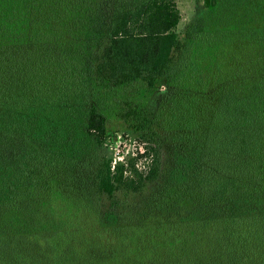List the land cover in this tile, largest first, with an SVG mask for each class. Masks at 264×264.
Segmentation results:
<instances>
[{"label": "trees", "instance_id": "obj_1", "mask_svg": "<svg viewBox=\"0 0 264 264\" xmlns=\"http://www.w3.org/2000/svg\"><path fill=\"white\" fill-rule=\"evenodd\" d=\"M180 19L0 0V264H264V0Z\"/></svg>", "mask_w": 264, "mask_h": 264}, {"label": "rangeland", "instance_id": "obj_2", "mask_svg": "<svg viewBox=\"0 0 264 264\" xmlns=\"http://www.w3.org/2000/svg\"><path fill=\"white\" fill-rule=\"evenodd\" d=\"M177 4H178V8L181 13V19L177 26V31L179 33H183V31L187 28V26L191 22V19L193 15L195 14V11H197V8L199 7V5L202 4V0H177ZM134 147H135L134 136L133 135H129V136L122 135L120 136L116 144L109 147V150L112 152V154H116V157L119 159L121 158L120 157L121 154L123 155L131 154V152L134 151ZM103 203H107V201H103ZM79 218H81L84 224L89 225L90 223V226H93V222H94L93 216L82 214L81 216H79ZM90 226L86 227L88 228V231L86 230L87 234L85 230H82L80 232V235H79L80 238L82 237L84 240L88 238L89 239L93 238L96 240L97 238H100V239L103 238L104 240L102 241L104 242V244L108 243V246L113 247L116 244L114 242L117 240V238L115 239L114 236L112 237L110 234H103L102 233L103 231L101 230L102 228H99L96 225H94V228ZM164 240H167V238H164ZM90 241L95 242L92 240Z\"/></svg>", "mask_w": 264, "mask_h": 264}]
</instances>
